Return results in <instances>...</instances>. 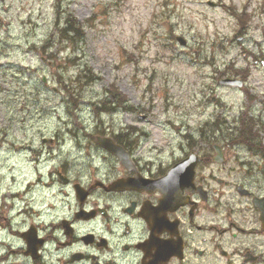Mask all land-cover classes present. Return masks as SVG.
<instances>
[{
  "label": "rangeland",
  "instance_id": "obj_1",
  "mask_svg": "<svg viewBox=\"0 0 264 264\" xmlns=\"http://www.w3.org/2000/svg\"><path fill=\"white\" fill-rule=\"evenodd\" d=\"M69 12L84 33L67 42L55 32ZM111 101L117 111L102 115ZM250 118L264 126V0H0V126L17 140L88 141L130 127L167 156L207 124L222 122L230 137ZM235 151L264 180L262 155Z\"/></svg>",
  "mask_w": 264,
  "mask_h": 264
},
{
  "label": "flooded vegetation",
  "instance_id": "obj_2",
  "mask_svg": "<svg viewBox=\"0 0 264 264\" xmlns=\"http://www.w3.org/2000/svg\"><path fill=\"white\" fill-rule=\"evenodd\" d=\"M11 127L0 126V264H264V180L240 143L200 136L154 156L123 134L20 141Z\"/></svg>",
  "mask_w": 264,
  "mask_h": 264
},
{
  "label": "trees",
  "instance_id": "obj_3",
  "mask_svg": "<svg viewBox=\"0 0 264 264\" xmlns=\"http://www.w3.org/2000/svg\"><path fill=\"white\" fill-rule=\"evenodd\" d=\"M233 10L235 11L234 8H233ZM245 10L247 11V8H245ZM66 12H68V11H66ZM233 16H236V17L239 16V19L241 17L239 14H237L236 11L233 13ZM65 18H66L65 27L62 29V28H60L61 25L59 24L57 31L55 32V35L60 33L61 37L64 38L65 40H67V42H69L71 40H75L76 38H78V39L82 38L83 33H84L83 28L79 25L78 21L72 16L71 12H69ZM64 85H65V83L63 84V86ZM66 88H67V86L65 87V89ZM67 90H68V88H67ZM113 91H115V90H113ZM73 93H74L73 90L69 92V94L71 96H73ZM119 99L122 100V98L120 96H119ZM75 100H74V103L76 104ZM106 107L108 108V106H106ZM240 121H245V120L243 118ZM262 123L263 122H261L260 124H257L256 120H254L252 118L248 119L247 123H244V126L242 125V127H240L239 134L237 136H235V138L233 140L238 141L240 143L247 144L250 146L251 149L259 148V145L255 144V142L258 141L255 129L256 128L258 129V127L264 128V126H262ZM258 131H260V130L258 129Z\"/></svg>",
  "mask_w": 264,
  "mask_h": 264
},
{
  "label": "water",
  "instance_id": "obj_4",
  "mask_svg": "<svg viewBox=\"0 0 264 264\" xmlns=\"http://www.w3.org/2000/svg\"><path fill=\"white\" fill-rule=\"evenodd\" d=\"M209 5L214 6L215 4L213 2H209ZM182 45H185V41H181ZM222 84L224 85H230V86H238L242 87L243 86V81L237 80V79H223L221 81ZM100 143H102L106 148L111 150L114 154L118 155L122 161H125L124 156L122 154V150L120 147L114 144V142L111 139L108 138H99ZM261 205V203H257V206ZM261 207V206H260ZM261 210L263 211L262 207Z\"/></svg>",
  "mask_w": 264,
  "mask_h": 264
}]
</instances>
